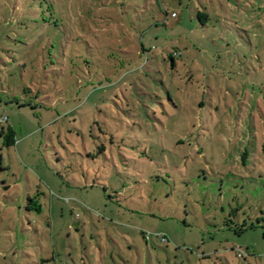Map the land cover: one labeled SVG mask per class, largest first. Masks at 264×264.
Masks as SVG:
<instances>
[{
    "label": "rangeland",
    "instance_id": "374dc122",
    "mask_svg": "<svg viewBox=\"0 0 264 264\" xmlns=\"http://www.w3.org/2000/svg\"><path fill=\"white\" fill-rule=\"evenodd\" d=\"M1 118L0 264H264V0H0Z\"/></svg>",
    "mask_w": 264,
    "mask_h": 264
},
{
    "label": "trees",
    "instance_id": "16d2710c",
    "mask_svg": "<svg viewBox=\"0 0 264 264\" xmlns=\"http://www.w3.org/2000/svg\"><path fill=\"white\" fill-rule=\"evenodd\" d=\"M198 16L200 17V16H203V15H201V14H198ZM178 55V53H173V54H170V60L172 61V62H174V58H176V56ZM4 123H6V122H4ZM4 123H1L0 124V127H2V125L4 124ZM1 129H3V128H1ZM9 135L7 136L8 138H9V142H11V143H13L14 141H13V139H12V136H13V134H12V132L11 131H9V133H8ZM164 239V238H163ZM236 254H237V252H236ZM242 258H244V257H242Z\"/></svg>",
    "mask_w": 264,
    "mask_h": 264
},
{
    "label": "built area",
    "instance_id": "2783aa9c",
    "mask_svg": "<svg viewBox=\"0 0 264 264\" xmlns=\"http://www.w3.org/2000/svg\"><path fill=\"white\" fill-rule=\"evenodd\" d=\"M4 122H6V119L1 118V119H0V124H1V123H4ZM236 252H237V257H238V258H242V257H243V253H242L239 249H237Z\"/></svg>",
    "mask_w": 264,
    "mask_h": 264
}]
</instances>
